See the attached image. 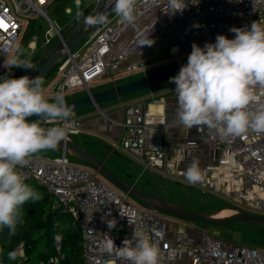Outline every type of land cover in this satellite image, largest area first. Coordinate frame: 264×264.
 Wrapping results in <instances>:
<instances>
[{
	"label": "built area",
	"instance_id": "1",
	"mask_svg": "<svg viewBox=\"0 0 264 264\" xmlns=\"http://www.w3.org/2000/svg\"><path fill=\"white\" fill-rule=\"evenodd\" d=\"M53 1L13 0L11 6L9 0H0V50L17 44L28 19L48 20L47 9ZM184 2V10L173 13L168 0H137L134 25L121 23L115 14L109 16L110 23L101 24L76 49L64 51L67 55L58 62L57 81L51 93H63L67 102L71 100L68 90L83 88L91 94V84L105 77L114 80L121 73L147 76V64L161 59L159 50L150 49L151 43H159L160 52L166 56H184L191 53L193 43L203 47L206 42L214 43L220 34L234 38L232 28H250L255 21L264 24V0ZM52 26L63 40L57 25ZM51 31L45 32L47 43L54 35ZM4 59L0 54V62ZM152 98L123 103L120 118L99 110L110 125L121 129L120 138L113 142L114 151L137 159L146 169H177L190 154V147H183L168 159L163 132L175 122L152 107L159 102ZM59 123L68 125V140L72 134L83 133L87 128L78 112H72L68 121ZM202 139L213 151V158L204 169L201 185L225 197L237 211L264 217V133L249 130L238 137L222 139L205 127ZM67 154L62 152L54 159L33 156L21 171L27 177L25 182L35 181L46 187L54 209H61L75 219L82 235L85 264H129L115 252L109 253L106 244L112 239L116 247H121L125 238H132L134 231L145 232L159 246L160 264H178L185 259L189 264H264V248L204 232L193 235L184 221L169 225L162 211L149 206L139 209L129 200V194L112 187L97 172L71 164ZM113 220L115 227L109 228L108 223ZM17 252L25 257L22 243ZM63 259L57 242L56 253L46 264H62ZM0 264H3L1 260Z\"/></svg>",
	"mask_w": 264,
	"mask_h": 264
},
{
	"label": "clouds",
	"instance_id": "2",
	"mask_svg": "<svg viewBox=\"0 0 264 264\" xmlns=\"http://www.w3.org/2000/svg\"><path fill=\"white\" fill-rule=\"evenodd\" d=\"M112 12L121 23L134 25L137 0H108ZM174 12H182L184 0H168ZM82 14L78 13L79 19ZM106 13L84 17L86 25L108 24ZM234 38L217 35L214 43L203 47L192 44L187 63L170 78L175 84L176 120L187 129L194 126L214 130L222 139L238 137L249 130L264 133V24L253 22L249 27L232 28ZM152 44V43H151ZM148 44V45H151ZM145 45V44H144ZM3 67L32 69L19 44L0 50ZM44 80L7 73L0 77V230L7 227L9 235L16 234L22 222V206L39 200L40 194L25 181L21 171L31 158L41 151L56 150L69 135L68 121L73 109L63 93L49 97ZM36 116L37 119L29 120ZM43 124L57 126L43 127ZM185 179L190 184L203 182L205 174L200 162L193 159L186 168ZM129 222L132 221L129 219ZM115 221L108 223L115 227ZM116 247L109 239L106 250L129 264H160V248L143 231H134ZM15 260L16 253L9 252Z\"/></svg>",
	"mask_w": 264,
	"mask_h": 264
},
{
	"label": "rangeland",
	"instance_id": "3",
	"mask_svg": "<svg viewBox=\"0 0 264 264\" xmlns=\"http://www.w3.org/2000/svg\"><path fill=\"white\" fill-rule=\"evenodd\" d=\"M80 1V4L77 3V0H73L68 4V7L71 8V13L66 12V9L61 12L56 11V5L54 4H51V6L47 9V15L50 19L55 21V24L59 28L61 35L62 32L64 34H67L69 31H71V29L73 31V27H75V30L78 31L81 29L89 28L90 25H86L84 23V17L89 15H96V13L100 10V4L104 0L102 2L101 0ZM9 3L11 6L14 5L13 0H9ZM107 7H109L108 2L104 8ZM78 13L82 14L79 19L77 18ZM35 19L44 24L46 28H49V30H52L51 34L54 35L49 43L46 42V37L44 36L42 39L37 38L35 40V44L31 45L32 42L29 44L24 58L30 61L32 67L41 58L49 55L50 51L61 42L60 36L58 34H55V29L53 28L49 20L44 17H38ZM30 45L33 47V49H31ZM150 49L159 50L158 54L161 59L147 64L148 74L160 72L176 65L185 64L187 63V59L189 56H166L164 52H160L161 46L157 42L152 43ZM3 63L4 61L0 62V77H3L7 73L10 77L13 78L15 71H11L9 73L8 70L3 67ZM19 71H22V73H24L33 70L19 68ZM142 76L144 75L137 74V76H133L129 73H121L117 74L114 80L111 77H105L97 81L96 83L91 84V89L92 92L101 91L114 85L125 83L133 78H141ZM43 80V87L45 89L46 95L49 94L50 97H54L55 94L51 92L54 90V85L57 81V75H51ZM167 83L168 82H164L151 88L145 89L141 92H137L122 98L113 99L107 102H102L99 107L90 106L83 110L77 111L79 116H81L86 123H90L91 125L83 133L81 132L78 134H72V139L83 146L94 156H96L100 160L105 161L106 165L110 169L116 172L127 182L135 185L137 188L147 193L166 200H170L189 210L191 209L194 212L198 211L202 214L220 216L221 212L226 209L233 210L235 214L238 213L237 209L229 206L231 204L228 200L217 196L212 190H209L202 186L201 182L190 184L185 179V176L178 175V171L181 170L180 166L177 167V169H146L144 165L137 159L132 158L124 152L113 150V142L116 139L109 136L108 133V131L111 130V128L109 127V124L111 123L99 109L103 110L108 116L119 117L121 112V105L123 103L134 101L143 97H151V94L162 91ZM86 95V90H84L83 88H75L73 89V91L68 90V97L72 96L73 99ZM195 144L196 150L192 154L193 156L191 155L192 159L198 160L200 162L201 169H204L209 160L208 149L206 148L207 145L205 143L202 144L201 142H196ZM61 154L62 150L57 148L56 150H46L38 152L34 156L54 159L61 156ZM67 157L71 164L94 171L92 167L88 166L78 157L69 153L67 154ZM98 177L106 180L112 187L116 188L118 191L124 192L101 175L98 174ZM129 200L139 209L145 210L148 208L147 204L131 196H129ZM162 213L165 217V220L170 223L169 225L184 221V223L190 226V233L193 235L195 234V232L196 234L204 232L229 241H238L248 245L264 248V228L260 225L253 223H236L227 227L205 225L202 223H194L187 220H182L163 211Z\"/></svg>",
	"mask_w": 264,
	"mask_h": 264
},
{
	"label": "trees",
	"instance_id": "4",
	"mask_svg": "<svg viewBox=\"0 0 264 264\" xmlns=\"http://www.w3.org/2000/svg\"><path fill=\"white\" fill-rule=\"evenodd\" d=\"M71 1L73 0H54L52 4L56 5V11L61 12L68 8V4ZM107 2L108 0H104L101 3L102 5L100 4L99 9H104ZM48 29L37 19H28L24 23L17 44L26 53L32 40L35 37L42 39ZM77 31L73 27V31L71 29L67 34L62 32V35L67 40ZM47 57L48 55L36 62L32 70L38 68ZM58 65L59 63L46 78L56 74ZM11 71H15L13 78H17L22 73V71H19V68H13ZM135 79L133 78L129 81ZM71 99H73L72 96ZM26 183L34 187L41 198L37 201L30 200L22 206V222L18 223L15 235L10 236L7 227L0 230V260L3 264H46L48 259L56 253V243L59 242L61 252L64 254L62 264H85L82 235L75 219L71 214L52 207V198L50 199L51 195L46 187L35 181H28ZM229 206L233 207L232 205ZM21 243L24 246L25 257H21L17 252V247ZM9 252L16 253L15 260L8 259Z\"/></svg>",
	"mask_w": 264,
	"mask_h": 264
},
{
	"label": "water",
	"instance_id": "5",
	"mask_svg": "<svg viewBox=\"0 0 264 264\" xmlns=\"http://www.w3.org/2000/svg\"><path fill=\"white\" fill-rule=\"evenodd\" d=\"M100 12L106 13L108 17L115 14L112 12L111 6L104 9H100L97 13ZM47 17L51 24L55 26L54 21L50 19L48 15ZM100 25L101 24L90 25L89 28L81 29L67 40L63 37V40H61V42L50 51L47 59L37 69L33 71L24 72L19 77L27 75L33 78L36 75H39L43 79H45L48 74L56 67L59 60L66 57L67 54L64 51H72L76 49L83 41V39L94 34L100 27ZM185 64L176 65L160 72L137 78L133 81L117 84L101 91L92 92L91 94H87L86 96L68 100L66 103L72 107L73 112L83 110L90 106L99 107L102 102L122 98L137 92H141L155 85H159L164 82H169L170 78L176 76L180 68ZM37 118L38 117L36 116H32L28 119L34 120ZM57 148L61 149L62 152H67L71 155L78 157L88 166L92 167L95 172L110 181L116 187L120 188L122 191L129 194L131 197L147 204L151 208L166 212L176 218L194 223H202L205 225H214L222 227H227L238 222L257 223L264 227V217L262 216L249 214L244 211H238V213L236 214L224 217L202 214L189 210L170 200H166L161 197H157L150 193H147L137 188L135 185L127 182L125 179H123L121 176L111 170L106 165L105 161L100 160L72 139H66L65 141H61Z\"/></svg>",
	"mask_w": 264,
	"mask_h": 264
},
{
	"label": "crops",
	"instance_id": "6",
	"mask_svg": "<svg viewBox=\"0 0 264 264\" xmlns=\"http://www.w3.org/2000/svg\"><path fill=\"white\" fill-rule=\"evenodd\" d=\"M66 12L71 13V8L68 7L66 9ZM174 90H175V84L168 82L164 86L162 91L158 93H153L150 95L151 97H148V98L153 100L152 96H154L155 100H159V102L154 103L152 107L155 109H160L165 114V116L170 122H175L173 125L166 126L163 132L164 133V146H165L168 159H172L175 156V154L179 152L183 147H190V154L187 155L179 164L181 168V170L179 171H181L182 176H185L184 172L186 168L188 167V165L193 160L192 154L196 150L195 143L201 142L203 144L204 142L202 139V128L199 129L198 126H194L191 129L183 128L176 120L177 101H176ZM115 117L120 118L121 112H120L119 117L118 116H115ZM86 125H87L86 129H88L91 124L86 123ZM109 127L111 128V130L108 131L109 136L113 137L116 140L119 139L121 129L118 127L112 126L110 124H109ZM206 148L208 149V154H209V160H208L207 165H209L212 162L213 151L208 146ZM204 169H202L203 172H204ZM216 195L222 198H225L221 195H218V194ZM178 264H189V261L185 259L183 261H180Z\"/></svg>",
	"mask_w": 264,
	"mask_h": 264
},
{
	"label": "bare ground",
	"instance_id": "7",
	"mask_svg": "<svg viewBox=\"0 0 264 264\" xmlns=\"http://www.w3.org/2000/svg\"><path fill=\"white\" fill-rule=\"evenodd\" d=\"M233 214H235V212L233 210L226 209V210H223L221 212L220 216L224 217V216H230V215H233Z\"/></svg>",
	"mask_w": 264,
	"mask_h": 264
},
{
	"label": "snow or ice",
	"instance_id": "8",
	"mask_svg": "<svg viewBox=\"0 0 264 264\" xmlns=\"http://www.w3.org/2000/svg\"><path fill=\"white\" fill-rule=\"evenodd\" d=\"M41 2H43V0H41Z\"/></svg>",
	"mask_w": 264,
	"mask_h": 264
}]
</instances>
